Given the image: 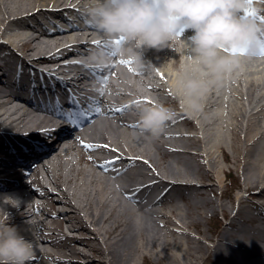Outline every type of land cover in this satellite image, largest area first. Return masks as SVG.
I'll return each instance as SVG.
<instances>
[{
  "label": "bare ground",
  "instance_id": "obj_1",
  "mask_svg": "<svg viewBox=\"0 0 264 264\" xmlns=\"http://www.w3.org/2000/svg\"><path fill=\"white\" fill-rule=\"evenodd\" d=\"M91 2L0 0V78L13 72L25 79L34 67L41 79H61L41 82L42 90L61 91L51 97L59 113L39 108L40 99L29 97L34 87L15 95L0 81V223L31 242L29 264H137L141 258L156 264H264V60L246 59L250 67L236 84L232 75L213 83L194 111L178 78L211 77L190 59L187 34L169 47L144 49L151 66L142 71L125 58L120 42L105 62L107 54H96L94 44L109 38L73 21ZM249 2L246 15L264 20V6L253 9L256 0ZM57 16L70 28L20 30ZM80 44L89 45L86 68L76 57ZM257 45L252 48L262 50L264 40ZM92 68L104 69L107 80L100 79L96 101L82 89H97ZM153 103L176 112L158 139L140 131L135 113L140 104ZM19 135L40 141L17 147L23 143L12 142ZM10 153L15 157L5 159ZM221 172L237 173V190L224 189L227 175ZM220 212L225 218L219 231L201 226Z\"/></svg>",
  "mask_w": 264,
  "mask_h": 264
},
{
  "label": "clouds",
  "instance_id": "obj_2",
  "mask_svg": "<svg viewBox=\"0 0 264 264\" xmlns=\"http://www.w3.org/2000/svg\"><path fill=\"white\" fill-rule=\"evenodd\" d=\"M249 0H92L82 9L86 21L109 39L120 41L125 58L142 71L150 67L144 49L169 47L184 33L190 59L205 68L211 79L184 74L178 78L188 107L199 110L204 94L213 83L242 70L239 55L225 49L250 48L260 39L264 25L246 15ZM140 131L160 138L176 112L169 106L140 104L135 109ZM33 256L30 241L16 227L0 223V264H29Z\"/></svg>",
  "mask_w": 264,
  "mask_h": 264
},
{
  "label": "rangeland",
  "instance_id": "obj_3",
  "mask_svg": "<svg viewBox=\"0 0 264 264\" xmlns=\"http://www.w3.org/2000/svg\"><path fill=\"white\" fill-rule=\"evenodd\" d=\"M91 1V0H90ZM250 1V0H249ZM251 1H253V0H251ZM256 8H254L253 6H251L253 9H261V8H263V6H264V0H256V2H255V4L254 3H252ZM256 10V11H257ZM73 13V12H72ZM72 13H71V15H72ZM70 14V13H69ZM264 17V16H263ZM76 18H78V19H76ZM60 19V20H59ZM41 20H42V23H40V22H34L35 23V26L34 27H25V26H23V27H21L20 28V30H23V32L24 33H26V34H37L38 33V30H37V28H40V27H51V28H56L57 30H58V28H61L62 27V25L61 24H63V25H65L66 27H67V25H68V20L66 19L65 20V18H62V16H57V17H55V20H57V23H59V25L57 24V25H55V26H53V22H54V20H52V19H46L45 17H41ZM73 20H75L76 22H80L81 23V25L82 26H84V30L85 31H87L88 30V26L85 24L86 23V18L85 17H83V19H81V17H79L78 15H75L74 17H73ZM61 22H64V23H61ZM61 26V27H60ZM65 26H63L64 28H66ZM18 27V26H17ZM42 29V28H41ZM60 30V29H59ZM177 37H179L180 38V36H177ZM81 46V45H80ZM81 50H85V48L83 47V48H81ZM248 50H250L249 48H248ZM77 53H80V54H82L81 52H80V50L79 51H76ZM188 52H189V50H188ZM244 52V53H243ZM65 54V53H64ZM234 55V54H233ZM235 55H239V57L241 58V60H242V70H238V71H236V72H234L233 74H231L232 76V83H234V84H236V83H238L239 81H242V79H240L242 76H243V74H242V72H243V69H245L246 67H250V65H248L247 63H249V61H246V59H255V60H260V61H263L264 60V55H258V54H251L250 52H248V51H240V52H237ZM190 57V56H189ZM243 59H245V61L243 60ZM135 66V65H134ZM34 68V67H33ZM28 69V68H27ZM35 69V68H34ZM29 72V71H28ZM30 73V72H29ZM140 74V76H142V75H144V73L143 72H141V73H139ZM241 76V77H237V76ZM246 75V74H245ZM1 77H3V78H5L6 80H9L10 78L9 77H7V76H1ZM134 77V75H132V77L131 78H133ZM2 79H0V81H1ZM230 82V81H229ZM45 89H51V88H45ZM42 89H40V91H41ZM33 144V142H31V145ZM219 154V156H218V158H220V161L223 159V154L222 153H218ZM227 175V176H226ZM221 176L223 177V178H225V176L227 177V179H226V181H225V184H226V187H224V189L226 188V189H229V190H233V191H235V190H237V188H235V186H237L236 184H237V179L239 178V176L237 175V173L236 172H233V173H231L230 175H228V173L227 174H225V172H221ZM225 218V215L222 213V212H220L219 213V218L218 219H215V220H205V221H203V223H202V227H204L205 228V230H207V231H209V232H213V233H215V231L216 230H218L219 231V229L221 228V220L222 219H224ZM209 228H210V230H209ZM137 264H156V263H154L152 260H149V259H143V258H141V259H139V261L137 262Z\"/></svg>",
  "mask_w": 264,
  "mask_h": 264
},
{
  "label": "snow or ice",
  "instance_id": "obj_4",
  "mask_svg": "<svg viewBox=\"0 0 264 264\" xmlns=\"http://www.w3.org/2000/svg\"><path fill=\"white\" fill-rule=\"evenodd\" d=\"M105 47H108L107 45H105ZM239 50H241V51H246V50H248V48H240ZM225 51H229L228 49H225ZM231 51L232 52H235V51H237V49L236 48H232L231 49ZM261 54H264V48H262V50H261ZM112 55H116V53L115 52H113L112 53ZM93 72H98V70L96 69V68H92L91 69ZM99 71H101L102 72V69H100ZM104 83H106L107 82V80H106V77H105V79H104V81H103ZM137 104H139L140 102L139 101H137L136 102Z\"/></svg>",
  "mask_w": 264,
  "mask_h": 264
}]
</instances>
